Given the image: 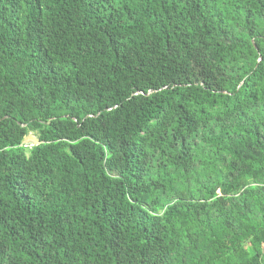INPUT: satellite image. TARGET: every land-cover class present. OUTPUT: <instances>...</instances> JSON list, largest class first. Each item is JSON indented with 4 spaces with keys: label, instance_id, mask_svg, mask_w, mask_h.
I'll use <instances>...</instances> for the list:
<instances>
[{
    "label": "trees",
    "instance_id": "trees-1",
    "mask_svg": "<svg viewBox=\"0 0 264 264\" xmlns=\"http://www.w3.org/2000/svg\"><path fill=\"white\" fill-rule=\"evenodd\" d=\"M0 264H264V0H0Z\"/></svg>",
    "mask_w": 264,
    "mask_h": 264
},
{
    "label": "rangeland",
    "instance_id": "rangeland-1",
    "mask_svg": "<svg viewBox=\"0 0 264 264\" xmlns=\"http://www.w3.org/2000/svg\"><path fill=\"white\" fill-rule=\"evenodd\" d=\"M31 142H35V138H34V136L33 135H28L27 137H25V139H24V143H26V144H29V143H31Z\"/></svg>",
    "mask_w": 264,
    "mask_h": 264
},
{
    "label": "built area",
    "instance_id": "built-area-1",
    "mask_svg": "<svg viewBox=\"0 0 264 264\" xmlns=\"http://www.w3.org/2000/svg\"><path fill=\"white\" fill-rule=\"evenodd\" d=\"M34 142L29 143V145H32ZM26 144V143H25Z\"/></svg>",
    "mask_w": 264,
    "mask_h": 264
}]
</instances>
